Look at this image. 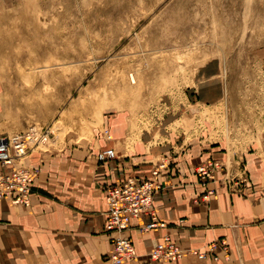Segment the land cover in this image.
Returning a JSON list of instances; mask_svg holds the SVG:
<instances>
[{"label": "rangeland", "instance_id": "obj_1", "mask_svg": "<svg viewBox=\"0 0 264 264\" xmlns=\"http://www.w3.org/2000/svg\"><path fill=\"white\" fill-rule=\"evenodd\" d=\"M263 64L264 0H0V135L46 131L32 155L51 156L99 148L116 117L159 137L186 109L168 127L185 141L252 137ZM209 65L223 99L197 113L185 96Z\"/></svg>", "mask_w": 264, "mask_h": 264}, {"label": "crops", "instance_id": "obj_2", "mask_svg": "<svg viewBox=\"0 0 264 264\" xmlns=\"http://www.w3.org/2000/svg\"><path fill=\"white\" fill-rule=\"evenodd\" d=\"M216 70L211 65L201 70L196 93L185 96L187 104L197 105V113L223 99ZM258 107L263 109L264 101ZM195 116L186 109L171 111L159 137L156 126L134 138L128 121L116 117L105 129L110 141L97 136L99 148L31 155L27 161L36 177L28 205L0 199V264H109L104 260L110 253L104 187L147 179L164 158L167 166L158 170L161 189L153 205L165 226L140 232L149 219H131L124 236L133 245V258L121 264H264V131L185 141L168 128ZM106 150L114 152L113 159L98 162L96 155ZM207 162L215 169L204 186L193 170ZM206 191L213 195L201 200ZM164 236L182 251L179 260L148 259Z\"/></svg>", "mask_w": 264, "mask_h": 264}, {"label": "built area", "instance_id": "obj_3", "mask_svg": "<svg viewBox=\"0 0 264 264\" xmlns=\"http://www.w3.org/2000/svg\"><path fill=\"white\" fill-rule=\"evenodd\" d=\"M46 131H38L35 127L11 136L0 135V199H7L12 205H28L31 185L35 180V171L27 165L32 151L44 141ZM109 138V137H107ZM114 152L106 150L96 155L97 161L113 159ZM167 164H159L151 171L150 177L143 180L128 178L127 180L104 187L107 205L104 231L108 235L110 253L104 260L109 264H121L133 258V245L124 234L130 229V221L135 218L147 217L149 221L140 227V232L151 231L164 227V222L155 215L153 196L161 189L157 182L158 170ZM215 166L212 163H202L194 168L199 183L204 185L213 180ZM213 195L206 191L201 200ZM213 247L210 249V251ZM182 251L173 244L170 237L164 236L148 259L153 261L174 262L180 259ZM198 258L203 259V255Z\"/></svg>", "mask_w": 264, "mask_h": 264}]
</instances>
